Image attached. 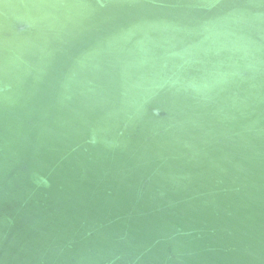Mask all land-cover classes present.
<instances>
[{
  "label": "water",
  "instance_id": "water-1",
  "mask_svg": "<svg viewBox=\"0 0 264 264\" xmlns=\"http://www.w3.org/2000/svg\"><path fill=\"white\" fill-rule=\"evenodd\" d=\"M0 264H264V0H0Z\"/></svg>",
  "mask_w": 264,
  "mask_h": 264
}]
</instances>
